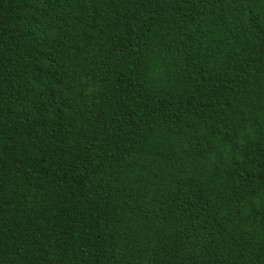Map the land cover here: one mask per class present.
I'll return each mask as SVG.
<instances>
[{
    "label": "trees",
    "instance_id": "1",
    "mask_svg": "<svg viewBox=\"0 0 264 264\" xmlns=\"http://www.w3.org/2000/svg\"><path fill=\"white\" fill-rule=\"evenodd\" d=\"M0 264H264V0H0Z\"/></svg>",
    "mask_w": 264,
    "mask_h": 264
}]
</instances>
